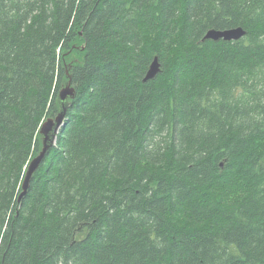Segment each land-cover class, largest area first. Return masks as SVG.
Instances as JSON below:
<instances>
[{
	"label": "trees",
	"instance_id": "1",
	"mask_svg": "<svg viewBox=\"0 0 264 264\" xmlns=\"http://www.w3.org/2000/svg\"><path fill=\"white\" fill-rule=\"evenodd\" d=\"M0 264H264V0H0Z\"/></svg>",
	"mask_w": 264,
	"mask_h": 264
},
{
	"label": "water",
	"instance_id": "2",
	"mask_svg": "<svg viewBox=\"0 0 264 264\" xmlns=\"http://www.w3.org/2000/svg\"><path fill=\"white\" fill-rule=\"evenodd\" d=\"M245 34L246 30L242 27L210 29L205 35V39H224L226 41H234L242 38ZM158 72H160V64L158 62V58L155 57L147 71L145 80L155 77ZM76 94L77 92L75 88L71 86V80L59 91L60 111L55 118H48L46 121H44L40 128L43 147L40 153L29 164L23 183L24 192L27 190L29 180L34 171L41 164L46 152L55 144L57 135L66 120L69 99L75 98Z\"/></svg>",
	"mask_w": 264,
	"mask_h": 264
}]
</instances>
